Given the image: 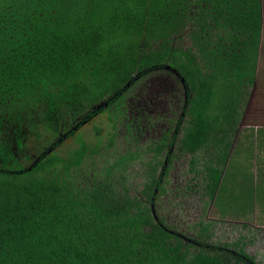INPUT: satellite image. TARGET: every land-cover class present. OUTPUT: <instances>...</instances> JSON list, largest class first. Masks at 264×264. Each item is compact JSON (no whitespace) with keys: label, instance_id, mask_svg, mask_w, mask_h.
Masks as SVG:
<instances>
[{"label":"trees","instance_id":"1","mask_svg":"<svg viewBox=\"0 0 264 264\" xmlns=\"http://www.w3.org/2000/svg\"><path fill=\"white\" fill-rule=\"evenodd\" d=\"M261 1L0 0V122L13 128L8 138L0 133V264L254 263L242 251L244 236L236 257L172 242L153 211L164 193L154 166L141 195L119 193L115 174L132 159L123 156L87 179L84 158L99 152L102 139L93 127L90 148L76 133L103 110L93 105L114 103L128 84L166 63L193 95L185 151H200L213 138L225 158L242 116L239 86L255 78ZM188 27L195 53L172 47ZM230 77L234 99L215 89ZM60 132L58 142L42 143L43 134ZM67 139L78 145L69 159L56 152ZM206 166L212 199L221 169L213 171L212 159ZM198 227L199 238L212 236L208 224Z\"/></svg>","mask_w":264,"mask_h":264},{"label":"rangeland","instance_id":"2","mask_svg":"<svg viewBox=\"0 0 264 264\" xmlns=\"http://www.w3.org/2000/svg\"><path fill=\"white\" fill-rule=\"evenodd\" d=\"M262 5L263 11L264 0H262ZM190 29L191 27H188L180 35L174 37L171 42L172 47L180 48L182 50H191V52L195 53L196 48L192 47L193 45L189 39L188 33ZM260 40L262 54L259 59L258 68H260L261 65L264 66V11L263 30ZM157 72L159 71L148 73L141 82H137L135 87L127 92L124 99L119 101L115 108L111 111L102 113L100 117L93 119L94 121L92 123L83 124L81 130L77 131L76 134H80L83 140L90 143V148L94 146L95 143L93 141L97 136L93 127L98 129L99 137L102 139V146L99 149V152L96 154H90V151H88L84 158L82 166L87 179L99 178L100 172L105 174L104 170L114 165L118 158L122 156H138L137 159L136 157L134 158L135 161L128 164L125 172L120 171L115 174L117 179L122 180L120 183H116L115 186L118 188L119 193H122L123 189H126L130 195H141L144 188V172L147 170L146 163L152 158L159 159L161 162L163 161V158H165L161 155L160 157H154V152L152 151L153 145L159 140V133L161 138L162 129L167 128L164 126L173 127L174 125L173 121H166L163 115H166L167 112L171 115L174 113L170 109L171 103L177 102L178 109L185 103L186 90L184 85H182L183 83L180 78L171 71H165L160 74H157ZM262 76L263 75H261V77ZM262 83L263 82L261 81L259 86H262ZM235 86H237L236 82L230 77L229 80L219 81L215 85V89L218 90V95L230 94L234 99L237 97V93L233 92L236 88ZM257 98V92L253 93L252 102L249 104L250 106L248 108V120L252 119V116H256L259 111L258 104L260 102L257 101ZM247 105L248 104L245 103L244 106ZM140 110H144L147 117L137 118L135 114ZM224 115L225 114L222 113L223 118L225 117ZM1 116L2 114L0 113V118ZM253 121L255 122L256 120ZM247 123L252 124V120L247 121ZM242 128H238L239 132ZM42 129L43 128H38L39 131H42ZM12 130L13 128L9 127L6 119L0 122L1 137L8 138L9 136H12ZM239 132L235 133L234 136H238ZM240 136H242V134H240L238 138ZM263 136L264 134L259 135V137ZM60 137L61 134H57L53 138L50 134H43L41 136L43 144L48 141L53 143ZM109 143L110 145L108 146ZM251 144L252 143H245L242 147V144L238 143V147L233 146L232 150H234L231 153H228L225 158L224 155L221 154L222 162L224 163V165L221 164V167L224 166V168L222 169L221 180L217 188L218 190L215 195V201L213 207H210L208 202L204 209L203 217L208 222L218 218V216L215 217V214L217 213L215 208L222 212L221 215L223 213H231L247 218V214H253L254 222L260 220L263 216L264 171L259 167L258 156L254 159L252 155L257 151L259 153V150H264V142L260 140L254 145ZM77 146L78 145L73 139H67L63 141L56 152L61 158L69 159ZM163 152L165 153L166 151ZM200 164L201 162L197 164L196 167L198 168ZM216 166L217 164L213 163V167ZM182 168L183 164H180V166L175 165L172 167L171 171H168L166 175H163L164 193L159 196L157 204L153 206V211L159 218H163L164 222L170 226L171 230L182 229L184 233L186 232V225L195 224L202 214L199 212L200 209H198L197 212L194 211V213H191L185 206L187 204L185 203V200L187 199L185 197V188L189 190L190 188L193 189V187L195 189L197 186L196 190L200 191L198 190V184L199 182L201 183V180L199 175L196 174L193 175V179H196V183H192L193 187L190 182L185 185L187 180L186 177H182L181 175ZM118 176H121L122 178H118ZM256 177H258V181ZM178 192L180 195H178ZM198 198V194H194L192 197L194 202ZM206 201L207 199L205 197L201 198V203L205 204ZM177 213H180V216L177 215ZM245 223V220H242V225ZM212 226H214V229H211L210 232L214 234V232H217L216 227L218 224H213ZM226 226L227 225L222 226V228H225ZM247 226L248 228L246 226L245 228H240L241 236L246 238L250 234H253V236L262 237L260 230L258 231L251 228L252 226ZM194 231L188 229V232L194 233ZM212 236L214 237L215 234ZM261 244L264 243L262 241H257V244L254 243L251 246H245V248H247V251L250 253L255 252L256 256L262 259V264H264V250H259L261 248L264 249V245Z\"/></svg>","mask_w":264,"mask_h":264},{"label":"flooded vegetation","instance_id":"3","mask_svg":"<svg viewBox=\"0 0 264 264\" xmlns=\"http://www.w3.org/2000/svg\"><path fill=\"white\" fill-rule=\"evenodd\" d=\"M174 48V47H173ZM176 49V48H175ZM186 51V50H183ZM154 71H159L157 72V74H160L162 72L165 71H171L174 72L181 80V82L183 83L182 85H184L185 87V103L183 106H181V108H177V102L176 103H171V107L170 109L174 112L172 115L169 114V112L166 113V115H163L166 119V121H173L174 125L173 127H169V126H164L167 128H163L162 129V135L160 138V133L158 135V141L156 144L153 145L152 147V151L154 152V157H160L164 156L165 158H163V161L161 162L159 159L156 158H152L151 160H149L146 163L147 166V170L149 168L148 164H150L151 166H154L155 168V174L156 177L158 179H160L161 177V185L163 186V175H166L168 171L172 170V167L175 165L180 166V164H183V168L181 171V175L182 177H186L187 182H185V185L190 182L192 187H193V182L196 183V179H193V175L198 174L201 180V183L199 182L198 184V190L197 191L196 188L193 189L190 188L189 190L187 188H185L186 193H185V197L187 198L185 200V203H187L185 206L188 208L189 212L194 213V211L197 212L198 209L199 212H201V216L199 218V220L193 224V225H186V232L183 233V230L180 229H176V230H171L170 226H168L163 218H159L158 215L155 214V218L157 217L158 220H163L165 227L168 228L169 232L172 233L175 238H173L171 241L172 242H179L182 243V246L185 245H191L190 249L191 251L193 250H199L202 246L206 245V248H208V246H215L216 248H218L219 250L221 249V252H226L234 257L239 256V247L235 246V243L238 242L240 240V228H242V222L240 221V219L238 218V214H231V213H223L221 215L222 212H220L217 208H215V211L217 212L215 214V217L218 216V218H215V220L208 222L207 220H205V218L203 217L204 215V209L207 206L208 202L210 204V207H213V203L215 201V195L218 189H216L214 196L212 199L209 198V189L206 188L207 183L209 181V174H208V170H207V166L205 169V165L207 164L209 159L213 160V163L217 164L216 167L213 168L214 169H221V174H222V169L224 168V166L221 167V164L224 165V163L222 162V155H224V150H222L221 148H219V146L217 145V141L215 139H211L210 142L205 143L207 147L203 146V149H205L206 151H203V149L200 151H196L195 153H191L188 151H185L183 144H185V140L187 139L186 137V133L187 131H189V129H193V128H188L189 127V121H190V117L192 114L191 108H192V102L191 99L193 97L192 93L189 90V87H187V85L185 84V79L181 76V74L178 73V71L175 68H172L169 64H162L160 65V67L155 68ZM153 71V72H154ZM146 76V75H145ZM145 76L139 78L136 82H134L132 85L128 84V88L126 91H123V93H121L120 95H118V98L114 103L112 104H108L106 100H103L102 102H100L99 104L93 105L92 106V111H97L99 109H103L101 112H99V114H97V116L94 117V119L100 117L102 115V113H105L107 111H111L113 108L116 107V104L121 101L122 99H124V96L127 94V92L129 90H131L132 88L135 87L137 82H141L142 79L145 78ZM180 82V81H179ZM180 82V83H181ZM177 101V100H176ZM136 117L138 118H142V117H147L146 112L144 110H140L138 111L136 114ZM223 117L220 116V120ZM81 118H78V121H80ZM240 123V121H239ZM239 123L237 124L236 128H233V139H231V137H228V139L231 141L229 144V148L227 151V155L228 153H231L232 147H238V136H234L235 133L239 132L238 128H239ZM86 124V123H84ZM12 128V127H10ZM68 130L70 128H67ZM209 129V128H208ZM223 131H225L224 128H222ZM207 131V128H205V132ZM209 131V130H208ZM62 132V130H61ZM59 133L61 134V136H64V133ZM212 133H210L211 135ZM222 132H218L217 136L221 137L222 136ZM57 142L59 141V139L56 140ZM38 143V142H37ZM54 143H56L55 141L53 143H50L49 141L47 142L48 147L50 145H53ZM236 149V148H235ZM51 149H49L50 151ZM163 151H166L165 153ZM164 153V154H163ZM127 156V155H125ZM123 157V156H122ZM137 159L138 156H127L128 159H132L130 162L135 161V158ZM121 158V157H120ZM118 158V159H120ZM118 161V160H117ZM201 162V164L198 166V168L196 167L197 164H199ZM28 165V162L24 161L22 162V166L24 167L25 165ZM185 168V169H184ZM147 170H145L144 175L146 174ZM213 173V172H212ZM220 174V177H221ZM212 176V175H211ZM221 180V179H220ZM157 193H159V190L156 189ZM194 194H198L199 198L194 202V200L192 199ZM178 195H180V193L178 192ZM205 197L207 199L206 203L203 204L201 203V198ZM159 198V196H158ZM158 198L155 200L154 204H157ZM177 215L180 216V213H177ZM204 219V220H203ZM217 221V222H216ZM200 224H208L210 231L211 229L213 230L214 226H212L213 224H218L217 228V232H214L215 236H211L210 238H204L201 239L199 238L197 235L200 232V228L198 227V225ZM227 225L225 228H222V226ZM245 228V226H243ZM188 229H192L194 231V233L188 232ZM209 231V234L214 235L213 233H211ZM191 233V234H189ZM213 237V238H212ZM228 244V247H226L225 245ZM230 245V246H229ZM216 250V249H214Z\"/></svg>","mask_w":264,"mask_h":264},{"label":"crops","instance_id":"4","mask_svg":"<svg viewBox=\"0 0 264 264\" xmlns=\"http://www.w3.org/2000/svg\"><path fill=\"white\" fill-rule=\"evenodd\" d=\"M260 46H261V42H260ZM260 46H259L258 58H257V64H256V70H255V78H254L253 82L249 85H245L244 83H242L239 86L240 90H242V92H243V97H241L242 98V105L240 106L241 111H242V116H241L240 123L238 126H239V128H242V127L243 128L239 132V135L242 134V136H240L238 138V143H241L242 147H243V145H245V143H248V144L252 143L254 145L256 142H259L260 140H262L264 142V136L259 137L260 134H264V85H263V83H264V66L260 64L261 67L258 68L259 59L261 58V54H262ZM263 58H264V56H263ZM261 75H263V76L261 77ZM260 80L263 82L262 86H259V83L261 82ZM256 92L258 94L257 101L260 102L258 104V110L259 111H258L256 116H252V119H250V120H252V124H249V123H247V121H250V120H248L249 119L248 118L249 117L248 116V108L250 106L249 104L252 102V94L256 93ZM245 103L248 105L244 106ZM262 104H263V108H262ZM253 120H256V121L254 122ZM251 145H249V146H251ZM252 156L254 159H256L258 156V159H259L258 164H260L259 167L262 168L264 171V150H259V153L257 151ZM256 178L258 181V177H256ZM262 214H263V216L261 217V219L257 220L256 222H254L253 214H250V215L247 214L246 215V216H248L247 218H245L241 215L238 216V218L240 219L241 222H242V220H245V222H246L245 224L252 226L251 228H254L255 230H258V231L260 230V232L262 233V237H257V236H253V234H250L248 237L243 239V242H244L243 246L244 247H243L242 251L246 255H248L251 259L253 258V262H254L253 264H262L263 263L262 259L257 257L255 252L250 253L249 251H247V248H245V246H248V245L251 246L254 243L257 244V241H262L264 243V211L262 212ZM245 224L242 226H246L248 228V226ZM250 224H253V225H250ZM242 228H244V227H242ZM261 233H260V235H261ZM241 245H242V243H241ZM261 245H264V244H261ZM259 250L263 251L264 249L261 248Z\"/></svg>","mask_w":264,"mask_h":264}]
</instances>
